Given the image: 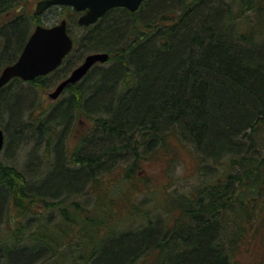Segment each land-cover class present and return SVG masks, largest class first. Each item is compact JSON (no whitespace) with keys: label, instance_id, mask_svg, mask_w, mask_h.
<instances>
[{"label":"trees","instance_id":"1","mask_svg":"<svg viewBox=\"0 0 264 264\" xmlns=\"http://www.w3.org/2000/svg\"><path fill=\"white\" fill-rule=\"evenodd\" d=\"M18 2L0 0V14ZM65 11L75 41L65 74L91 52L110 57L30 122L21 87L51 77L0 90L5 158L35 137L21 167L0 156V264H239L264 218V0H144L88 26ZM36 18L1 26L0 64ZM185 151L188 187L175 175ZM158 154L164 188L142 169Z\"/></svg>","mask_w":264,"mask_h":264},{"label":"water","instance_id":"2","mask_svg":"<svg viewBox=\"0 0 264 264\" xmlns=\"http://www.w3.org/2000/svg\"><path fill=\"white\" fill-rule=\"evenodd\" d=\"M143 2L144 0H40L35 13L40 14L51 5H70L82 12L78 23L90 25L114 7L123 6L136 11ZM73 46L74 41L68 32L67 19L50 26L38 24L26 41L19 57L3 69L0 75V88L13 77L32 80L53 71L61 64ZM109 57V53L105 51L87 54L83 61L49 93V96L57 99L68 85L80 81L96 63H105ZM4 144L5 133L0 127V153Z\"/></svg>","mask_w":264,"mask_h":264},{"label":"rangeland","instance_id":"3","mask_svg":"<svg viewBox=\"0 0 264 264\" xmlns=\"http://www.w3.org/2000/svg\"><path fill=\"white\" fill-rule=\"evenodd\" d=\"M26 4H29L31 0H24ZM35 2L33 3L34 6ZM17 7L14 6L9 10V12H3L0 14V49L3 45V41H5V37L1 35V26L5 24V22L12 19L15 15H17L18 11L16 10ZM25 13L30 12L25 8ZM60 12V11H58ZM62 15L56 14L55 10H52L51 12H48L45 14L43 19L46 22H49V20L53 21H59L63 19L64 17L67 18L68 11L62 12ZM37 23V22H36ZM36 25V24H35ZM33 26V29L35 27ZM74 30H78L77 24H74L70 26ZM32 29V30H33ZM3 37V38H2ZM1 59V57H0ZM81 62V59H78V61L73 64V67H76ZM56 78L54 76H51V80L48 82L49 85L46 87L38 86L37 88H31L29 83H23V86L21 89H24L25 91H28V97L34 98L33 104L29 110L32 111H25V117L24 120L26 122H30L31 115H39L40 111H45L46 109H51L55 104H57L61 99L62 95L58 99H52L49 96V92L54 90V88L57 85ZM32 91V92H31ZM26 93L27 96V92ZM34 102H38L35 103ZM2 117V116H1ZM10 114H4L2 119H0V125L4 128L6 126L5 124L9 121ZM82 128L83 125H80ZM27 129V128H25ZM83 129V128H82ZM6 137V136H5ZM26 144H24L21 148H19V152L17 151L15 155H10L7 159L5 158L4 149L0 153V156L2 158H5V160L12 161L11 163H15L19 167L25 162V158L28 157V153L30 152L31 145H34L35 143V137L33 136L30 138V136H27ZM32 139V140H31ZM24 140V139H23ZM28 145V149L26 147ZM168 162L164 155L158 154V157L148 160L143 164V172L146 175H149L153 179V188H164L171 179L168 176ZM196 171L195 167V159L192 154H190L188 151H185L183 153V159L177 163V166L175 168V175L177 178H180V182H184L183 184L188 187L191 185L193 181L194 172ZM142 188L145 187L143 184L140 185ZM183 187V188H186ZM140 190V189H138ZM141 192V191H140ZM164 196L158 197L159 199H162ZM237 261L239 264H263L264 263V218H262V215L258 216L255 219V222L251 226L245 241L243 242V246L241 247L240 251L237 255Z\"/></svg>","mask_w":264,"mask_h":264},{"label":"flooded vegetation","instance_id":"4","mask_svg":"<svg viewBox=\"0 0 264 264\" xmlns=\"http://www.w3.org/2000/svg\"><path fill=\"white\" fill-rule=\"evenodd\" d=\"M38 1H40V0H31V2L29 3V4H26L25 3V1L24 0H19V2L17 3L18 5L16 6L17 7V11H18V13L17 14H19V13H22L23 11H25V8H27V10H29L31 13H32V15L33 16H37V18L39 19V22H37V24L35 25V27L38 25V24H42V25H45V26H50V25H54V24H56V23H59V21L57 20L56 22L55 21H53V20H49V22H46L44 19H43V17L45 16V14H47L48 12H51L52 10H61L62 12H65V4H57V5H51V6H49L48 8H46L43 12H41L40 14H36L35 12H36V8H37V3H38ZM35 2V4H34V6H33V3ZM82 12H80V14H81ZM36 18V20H38ZM63 19H65V17L63 18ZM63 19H61V20H63ZM60 20V21H61ZM78 25L79 26H88V25H80L79 23H78ZM35 27H34V29H35ZM33 29V30H34ZM33 30L30 32V34H29V36H28V38L30 37V35L32 34V32H33ZM68 32H69V22H68ZM70 34V33H69ZM71 35V34H70ZM71 37H72V35H71ZM28 38H27V40H28ZM73 38V37H72ZM26 40V41H27ZM73 41H74V38H73ZM26 43V42H25ZM25 45V44H24ZM74 46H75V41H74ZM24 47V46H23ZM23 49V48H22ZM22 49L19 51V53H18V55H17V58L19 57V55H20V53H21V51H22ZM73 50V49H72ZM68 57V55H66L64 58H63V60H62V62H61V64L56 68V69H54L53 71H51V72H49V73H47V74H45V75H40V76H38V77H40V78H43V77H51V76H54V78H56V80H58L57 81V85L61 82V81H63L69 74H70V72L72 71V70H70V71H68L66 74H65V60H66V58ZM16 58V59H17ZM16 59H14V61L16 60ZM84 59V58H83ZM82 59V60H83ZM81 60V61H82ZM14 61H12V62H10V63H8V64H11V63H13ZM8 64H6V65H2V64H0V75H1V73H2V71H3V69L8 65ZM73 69V68H72ZM38 77H36V78H38ZM14 78H19L20 80H23V81H25V82H28V81H32V80H34V79H36V78H34V79H32V80H24V79H22L21 77H13L12 79H14ZM11 79V80H12ZM11 80L6 84V85H8L10 82H11ZM6 85H4L3 87H5ZM57 85H56V87H57ZM69 86V85H68ZM67 86V87H68ZM2 87V88H3ZM55 87V88H56ZM66 87V88H67ZM2 88H0V90L2 91ZM54 88V89H55ZM65 88V89H66ZM65 89H64V91H65ZM64 91L61 93V95L64 93ZM60 95V96H61ZM59 96V97H60ZM5 131V130H4Z\"/></svg>","mask_w":264,"mask_h":264},{"label":"bare ground","instance_id":"5","mask_svg":"<svg viewBox=\"0 0 264 264\" xmlns=\"http://www.w3.org/2000/svg\"><path fill=\"white\" fill-rule=\"evenodd\" d=\"M9 65V64H8Z\"/></svg>","mask_w":264,"mask_h":264}]
</instances>
